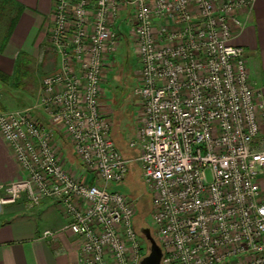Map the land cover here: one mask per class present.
<instances>
[{"label": "built area", "instance_id": "2783aa9c", "mask_svg": "<svg viewBox=\"0 0 264 264\" xmlns=\"http://www.w3.org/2000/svg\"><path fill=\"white\" fill-rule=\"evenodd\" d=\"M253 2L53 0L49 44L59 67L44 77L35 107L0 111V134L25 173L3 188L0 204L59 201L64 230L79 240L75 264H141L137 206L115 190L131 161L101 107L128 19L140 65L135 161L151 192L161 264H264V150L253 147L264 93L251 82L245 50L231 43L245 27L239 12Z\"/></svg>", "mask_w": 264, "mask_h": 264}, {"label": "crops", "instance_id": "0c3cea01", "mask_svg": "<svg viewBox=\"0 0 264 264\" xmlns=\"http://www.w3.org/2000/svg\"><path fill=\"white\" fill-rule=\"evenodd\" d=\"M52 4L53 0H0V91L5 89L6 92V95L0 93V111L20 109L15 107L7 92L13 89L20 97V86L26 85L31 71L38 72L41 68L43 74L37 77L42 78L59 67V58L49 44ZM238 16L245 27L234 30L231 43L245 50L251 82L264 93V0H254L252 8L240 11ZM108 75L114 77L113 72ZM106 88L108 85L101 107L112 123V138L122 150L128 146L135 148L130 144L136 124L140 127L142 123L141 109L136 119L131 118L112 87L108 88L109 92ZM41 89L42 82L37 89L38 96ZM36 112L35 115L46 124L42 113ZM61 140L66 161L75 175H81L82 170L78 173V169H82L79 160L71 146ZM253 147L264 150V123ZM76 164L79 165L77 169L74 168ZM24 179L22 167L0 134V199L4 196L3 188ZM66 223L63 206L56 200H46L35 208L29 207L25 197L14 204H0V264H75L79 240L64 230ZM45 231L55 235L46 237Z\"/></svg>", "mask_w": 264, "mask_h": 264}, {"label": "rangeland", "instance_id": "374dc122", "mask_svg": "<svg viewBox=\"0 0 264 264\" xmlns=\"http://www.w3.org/2000/svg\"><path fill=\"white\" fill-rule=\"evenodd\" d=\"M125 17L126 16L124 15L123 18ZM13 20L12 23L14 22ZM129 26H130V21L128 19L122 21L121 28H122L123 38L122 41L120 42V50L116 55V68L113 71L114 77H112V75L110 77H108L109 75L107 76L104 89L107 85L108 88L112 87V89L115 91V94L119 96V100L124 102L123 109H125L127 112L130 113L129 116L131 118L136 119L139 116L140 100L135 96L134 91L135 88L138 86V71L140 69V65H139V59L137 57V54L133 46V42L131 41V37L129 35V31H130ZM49 39H50V33H49ZM54 54L57 56L56 52H54ZM52 72L54 71L46 73L42 78H38L37 76L43 74L42 69L40 68L38 72L35 71L34 73H32L31 71V75H29L26 80V85L20 86V97L16 95L17 93L13 92V89L7 92L8 96L10 97V100L14 101L15 107L20 108L16 110H25L36 106L39 98L42 95V89H41V94L39 96L37 94V89L40 87V82L43 81L46 75ZM113 78L115 80H113ZM112 81H113V85H110ZM20 82H21V77H20ZM108 88H106L107 91ZM1 92L4 93L5 89L1 90L0 93ZM35 114H37V112H35ZM137 127L139 128L138 124H136L135 126V133L133 135L134 136L133 141L137 143L136 147L130 148L128 146L126 150H122L119 148L123 153V155L130 159L131 163L129 164V171L127 174V178L125 179L124 183L120 186H117L115 190L120 191L121 193L126 194L130 198L134 199L135 204L137 206L136 221L138 227L139 226L149 227L155 235V225L151 218V192L142 176V169L140 164L135 161V158L140 153ZM60 138L61 137L59 136L58 138L59 141L61 139L63 140V138L61 139ZM77 167L79 168L78 164H76V167L74 168L77 169ZM80 170L82 169H78V173L80 172ZM146 249H147L146 254H148L149 246L147 243H146Z\"/></svg>", "mask_w": 264, "mask_h": 264}, {"label": "water", "instance_id": "95a60500", "mask_svg": "<svg viewBox=\"0 0 264 264\" xmlns=\"http://www.w3.org/2000/svg\"><path fill=\"white\" fill-rule=\"evenodd\" d=\"M2 84L0 83V88ZM140 234L145 238L149 244V252L141 261V264H161L162 261V248L154 238L152 230L149 227L140 229Z\"/></svg>", "mask_w": 264, "mask_h": 264}, {"label": "trees", "instance_id": "16d2710c", "mask_svg": "<svg viewBox=\"0 0 264 264\" xmlns=\"http://www.w3.org/2000/svg\"><path fill=\"white\" fill-rule=\"evenodd\" d=\"M3 80V79H2ZM64 141V140H63ZM63 143V142H62ZM151 208H152V206H151ZM144 219H145V217H144ZM135 226H136V229L138 230V232L140 233V229L141 228H144V226H139L138 227V224H137V221H136V219H135ZM152 234H153V236H154V238L156 239V237H155V235H154V233L152 232ZM141 235V234H140ZM141 237L145 240V238L141 235ZM157 240V239H156ZM145 242L148 244V242L145 240ZM157 242H158V240H157ZM159 243V242H158ZM160 245V244H159ZM148 246H149V244H148Z\"/></svg>", "mask_w": 264, "mask_h": 264}]
</instances>
